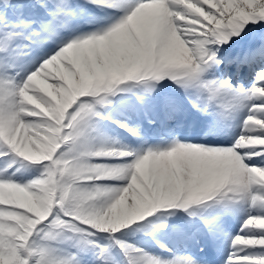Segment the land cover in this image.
Instances as JSON below:
<instances>
[{
    "label": "snow or ice",
    "instance_id": "6c2138e0",
    "mask_svg": "<svg viewBox=\"0 0 264 264\" xmlns=\"http://www.w3.org/2000/svg\"><path fill=\"white\" fill-rule=\"evenodd\" d=\"M0 264H264V0H0Z\"/></svg>",
    "mask_w": 264,
    "mask_h": 264
}]
</instances>
